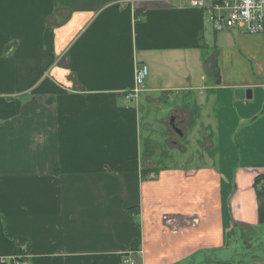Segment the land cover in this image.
Here are the masks:
<instances>
[{"label": "crops", "instance_id": "1", "mask_svg": "<svg viewBox=\"0 0 264 264\" xmlns=\"http://www.w3.org/2000/svg\"><path fill=\"white\" fill-rule=\"evenodd\" d=\"M205 15L0 0V264H264V36ZM170 106L189 144L162 163Z\"/></svg>", "mask_w": 264, "mask_h": 264}, {"label": "built area", "instance_id": "2", "mask_svg": "<svg viewBox=\"0 0 264 264\" xmlns=\"http://www.w3.org/2000/svg\"><path fill=\"white\" fill-rule=\"evenodd\" d=\"M189 3L190 6L205 11L207 21L215 32L238 28L250 35L264 36V0H189ZM147 76L146 65L140 64L136 67L135 87L128 93V98L135 96ZM18 261L17 258L16 264H24Z\"/></svg>", "mask_w": 264, "mask_h": 264}, {"label": "rangeland", "instance_id": "3", "mask_svg": "<svg viewBox=\"0 0 264 264\" xmlns=\"http://www.w3.org/2000/svg\"><path fill=\"white\" fill-rule=\"evenodd\" d=\"M216 72V76H217ZM159 104H154L153 106L150 104H145V107H148L150 112L157 111V107ZM173 106H170L168 108L167 113H164V117L160 120L156 121H149V135H147V141H149L150 149H152L150 152L155 157V160L162 162L160 159V154L163 156H169L170 158L173 155H177L178 153H182L184 151H187V145L189 144V123L190 121L185 119L184 122V115L181 114V116L178 114L176 110L172 108ZM173 112V113H172ZM174 118V125L182 132L183 136L179 138L172 129L169 126V120ZM230 139V138H229ZM228 139V140H229ZM224 141V140H223ZM223 145H226L225 143ZM201 149V146H200ZM155 152H158V156L154 155ZM156 156L158 159H156ZM156 161V162H157ZM170 165H173L170 161ZM138 244L135 246L134 251H138Z\"/></svg>", "mask_w": 264, "mask_h": 264}, {"label": "water", "instance_id": "4", "mask_svg": "<svg viewBox=\"0 0 264 264\" xmlns=\"http://www.w3.org/2000/svg\"><path fill=\"white\" fill-rule=\"evenodd\" d=\"M250 90H236L234 91V98L235 100H243V99H247L249 100L251 97V92H249ZM170 121V126L172 128V130L178 135V136H182V132L173 124V120H169Z\"/></svg>", "mask_w": 264, "mask_h": 264}, {"label": "trees", "instance_id": "5", "mask_svg": "<svg viewBox=\"0 0 264 264\" xmlns=\"http://www.w3.org/2000/svg\"><path fill=\"white\" fill-rule=\"evenodd\" d=\"M256 179H259V177H258V178H256ZM127 216H128V218L130 217V215H129V214H128ZM135 246H137V244H134V247H133V248H135Z\"/></svg>", "mask_w": 264, "mask_h": 264}]
</instances>
